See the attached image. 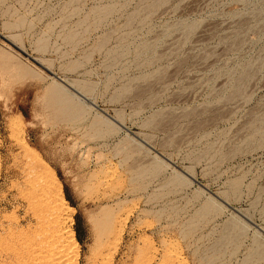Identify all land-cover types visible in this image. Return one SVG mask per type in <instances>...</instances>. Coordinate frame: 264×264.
<instances>
[{
  "label": "rangeland",
  "instance_id": "rangeland-1",
  "mask_svg": "<svg viewBox=\"0 0 264 264\" xmlns=\"http://www.w3.org/2000/svg\"><path fill=\"white\" fill-rule=\"evenodd\" d=\"M263 121L264 0H0V264H264Z\"/></svg>",
  "mask_w": 264,
  "mask_h": 264
},
{
  "label": "bare ground",
  "instance_id": "bare-ground-1",
  "mask_svg": "<svg viewBox=\"0 0 264 264\" xmlns=\"http://www.w3.org/2000/svg\"><path fill=\"white\" fill-rule=\"evenodd\" d=\"M157 1V0H156ZM156 3V2H155ZM158 3V2H157ZM101 13V12H100ZM101 15V14H100ZM71 38V37H70ZM73 38V37H72ZM107 38V37H106ZM246 76V75H245ZM242 78H243V76H242ZM61 82H63V83H65L66 84V86H68V87H70L71 89H73L78 95H80L82 98L80 99L81 100V102H83V99H85V100H87L86 99V97L83 95V94H81L80 92H78L77 90H75L74 88H73V83H71V82H66L65 80H63V79H61V78H58ZM244 79V78H243ZM242 81V80H241ZM243 83V82H242ZM78 85V84H77ZM237 87V86H236ZM79 88V87H78ZM83 88V87H82ZM86 89V88H85ZM239 89H241V86L238 88V92L240 91ZM85 91V90H84ZM235 91H236V88H235ZM67 90L66 89H64L63 87H58V93H59V95H61L62 96V98L60 99V98H57V99H60V100H57V102L59 103V104H61V103H68V104H70V101L72 100H70V96H71V93L70 92H68V93H70V95H67ZM86 92V91H85ZM241 92V91H240ZM239 92V93H240ZM236 93V92H235ZM234 93V94H235ZM238 93V94H239ZM58 95V94H57ZM236 95V94H235ZM73 96L75 97L76 95L75 94H73ZM73 97V98H74ZM78 100H79V98H78ZM79 100V101H80ZM72 102V101H71ZM62 105V104H61ZM262 119V118H261ZM264 122V121H263ZM263 124V123H262ZM255 126V125H254ZM260 126H262V125H260ZM260 126H259V128H260ZM257 127V126H256ZM258 128V127H257ZM259 128H258V130L257 131H259ZM262 128V127H261ZM1 153H0V177H1ZM66 212V211H65ZM230 229V228H229ZM232 229V228H231ZM234 230V229H233ZM64 231V230H63ZM69 235V234H68ZM63 238V237H62ZM71 239H72V241H73V244L74 245H76L77 244V241L75 240V238H74V235L72 234L71 235ZM67 241V240H66ZM64 249V248H63ZM67 254H69V252H67V253H62V255L60 256V258H58L57 260H58V264H65V259H64V257L65 256H67ZM57 256V255H56ZM74 264H76V263H78L77 261H78V258L75 256V258H74Z\"/></svg>",
  "mask_w": 264,
  "mask_h": 264
}]
</instances>
